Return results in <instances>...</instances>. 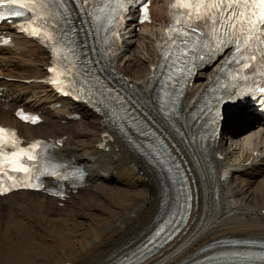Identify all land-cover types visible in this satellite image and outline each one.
Instances as JSON below:
<instances>
[{
    "label": "bare ground",
    "instance_id": "bare-ground-1",
    "mask_svg": "<svg viewBox=\"0 0 264 264\" xmlns=\"http://www.w3.org/2000/svg\"><path fill=\"white\" fill-rule=\"evenodd\" d=\"M171 3L152 0L151 24L136 19L130 22L125 31L127 50L111 60L154 114L157 131L190 189L189 214L177 234L134 264H264V121L255 109L241 107L232 112L219 135L205 138L208 119L195 120L194 114L225 56L209 71L206 68L196 74L172 117L161 111L153 76L170 23ZM0 34L12 36L14 42L2 45L0 35V124L17 127L28 141L63 140L57 157L67 161L74 156L81 162L88 186L71 192L65 200L31 191L0 196V264H10L19 252L34 256L38 264L117 263L135 241L164 225L160 216L177 200L178 184L168 170L152 166L126 141L116 139L103 145L108 130L103 116L82 102L60 98L47 80L50 53L10 27H1ZM17 108L41 114L43 122L35 126L22 123ZM82 112L91 122L84 115L80 121H69L71 115ZM238 121L255 124L263 142L245 147L242 158L232 163L224 152V142L227 134L235 133L233 125ZM106 178L121 186L114 193L119 205L133 209L122 218L114 211L85 209V196L102 192L109 186ZM40 231L47 232L48 238L40 237ZM236 237L244 238L242 248L234 246ZM214 242L218 247L207 249ZM223 244L227 246L220 248ZM47 254L53 255L51 262L43 259Z\"/></svg>",
    "mask_w": 264,
    "mask_h": 264
},
{
    "label": "rangeland",
    "instance_id": "rangeland-1",
    "mask_svg": "<svg viewBox=\"0 0 264 264\" xmlns=\"http://www.w3.org/2000/svg\"><path fill=\"white\" fill-rule=\"evenodd\" d=\"M212 68V67H211ZM209 68L208 71L211 69ZM144 72L146 71V68L143 70ZM30 74L28 73L27 76ZM123 77H126L123 75ZM81 115L83 116L84 113L82 112L80 114V118L73 120L70 119L69 121L71 123H75L77 121L81 120ZM84 120L87 122H91V118L86 117L84 115ZM235 118L234 120H236ZM232 122V121H231ZM230 122V123H231ZM65 125V122H63ZM229 123V125H230ZM86 125V126H85ZM84 126L88 129L92 127L91 125L85 124ZM236 126V127H234ZM233 127L235 128V133L233 135L227 134L224 142V152L227 155L229 160H233L232 163H236L239 159L242 158L243 156V149L245 147H250L252 148L254 144L259 143L262 145V136L259 135L258 133V128L256 127L255 124H247V123H242L241 121H238L237 124H234ZM257 130V131H256ZM230 135V136H229ZM233 136V137H232ZM241 144V145H240ZM235 161V162H234ZM109 186H104L103 191L99 193H92L90 192L85 196L84 199V207L85 209L89 211H93L95 213H99L102 211V209L107 210V211H114L118 213L117 215L119 216L118 218H122L128 211L132 212L133 209L132 207L127 205V206H120L119 199L116 198L114 195L115 191L121 188V186L118 185H113V182L111 180L108 181ZM87 188L84 187L80 190H86ZM89 191V190H87ZM62 206V204H60ZM88 207V208H87ZM94 209V210H93ZM43 235V236H42ZM39 236L43 238H48V234L45 231H40ZM67 251L71 252L72 249H68ZM53 258L52 254H47L43 256V259L47 260L48 262H51ZM10 264H38V260L33 256H29L25 254L24 252H19L16 255V258L13 261H9ZM1 264H8L6 261L1 262Z\"/></svg>",
    "mask_w": 264,
    "mask_h": 264
},
{
    "label": "snow or ice",
    "instance_id": "snow-or-ice-1",
    "mask_svg": "<svg viewBox=\"0 0 264 264\" xmlns=\"http://www.w3.org/2000/svg\"><path fill=\"white\" fill-rule=\"evenodd\" d=\"M218 4L224 6L226 9H232L233 4L237 3L238 0H233V3H225V0H217ZM203 3V0H199L197 7L200 6V4ZM244 3V7L246 8L248 6V0H243ZM177 4H183L184 7H191V0H177ZM0 5H18L19 8H27L29 6H31L32 8L36 7L37 5V0H0ZM177 5H173V7H176ZM252 6L255 7H259L260 8V15L258 17V19H260L261 21H264V0H252ZM146 11V9H145ZM24 15V12L18 10L17 8H9L8 10V16H22ZM253 16H256V13L253 12L252 13ZM232 17H235V23H230L229 27L231 29H236L237 25H240L242 28L243 25V18L244 17V13L240 12V13H231ZM8 17L3 15L2 13H0V20H5ZM198 18H199V13H198ZM231 18V17H230ZM248 23L250 25L249 28V35L245 38V45H247L248 41L252 38V34L255 33L256 29H257V24H256V20L255 19H249ZM237 51H240V47L239 44L237 46ZM253 59H255V57H252ZM245 67H247V65H245ZM259 92L264 95V87H260L259 88ZM24 119L28 120H32L33 122H36V120H38V117H32V116H27L25 115L23 117ZM6 130L3 128H0V139H3V136L5 134ZM14 135V133H13ZM39 142H37L38 144ZM37 144H33L31 147L35 148L37 146ZM14 159L12 160L13 164H17L18 165V154H13ZM29 160H33L35 159V157L33 156H28ZM18 170L23 171V172H27L28 169L23 167V165H18ZM58 175V174H57Z\"/></svg>",
    "mask_w": 264,
    "mask_h": 264
}]
</instances>
